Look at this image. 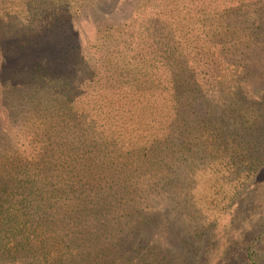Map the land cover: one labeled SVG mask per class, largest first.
<instances>
[{
    "label": "rangeland",
    "instance_id": "374dc122",
    "mask_svg": "<svg viewBox=\"0 0 264 264\" xmlns=\"http://www.w3.org/2000/svg\"><path fill=\"white\" fill-rule=\"evenodd\" d=\"M19 241L24 264H264V0H0Z\"/></svg>",
    "mask_w": 264,
    "mask_h": 264
},
{
    "label": "trees",
    "instance_id": "16d2710c",
    "mask_svg": "<svg viewBox=\"0 0 264 264\" xmlns=\"http://www.w3.org/2000/svg\"><path fill=\"white\" fill-rule=\"evenodd\" d=\"M73 244L75 245L76 243L73 242ZM14 246H16L14 250L8 249L3 252L0 250V264H24V260L22 259V257H25V254L28 251L24 248L22 241L16 242ZM50 255H52V252H46L43 254V264H52L50 263Z\"/></svg>",
    "mask_w": 264,
    "mask_h": 264
}]
</instances>
